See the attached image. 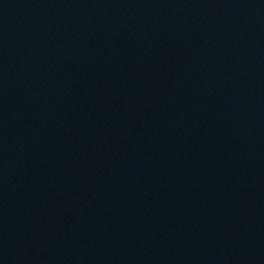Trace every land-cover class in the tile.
Listing matches in <instances>:
<instances>
[{"label": "water", "instance_id": "water-1", "mask_svg": "<svg viewBox=\"0 0 264 264\" xmlns=\"http://www.w3.org/2000/svg\"><path fill=\"white\" fill-rule=\"evenodd\" d=\"M0 264H264V0H0Z\"/></svg>", "mask_w": 264, "mask_h": 264}]
</instances>
